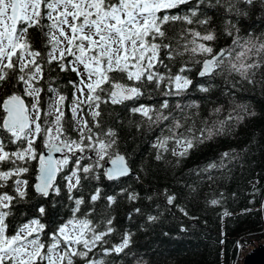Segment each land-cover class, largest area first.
<instances>
[{
	"label": "trees",
	"instance_id": "16d2710c",
	"mask_svg": "<svg viewBox=\"0 0 264 264\" xmlns=\"http://www.w3.org/2000/svg\"><path fill=\"white\" fill-rule=\"evenodd\" d=\"M237 6L244 15L229 14L225 17L222 11L209 8L207 15L211 17V25L178 23L171 26L175 58L169 60L165 51H161L160 56L167 68L157 66L165 75V81L158 88L150 85L138 100L126 102L128 106L144 104L158 109L169 115V121L150 123L141 115L126 111L124 105L102 103L101 127L104 130L113 127L118 131L120 139L117 146L103 160H99L91 149L83 153L65 150L63 160L67 156L69 163L61 165L54 182L60 187L59 195L50 193L44 197L35 192L33 185L38 159L29 161V172L21 177L28 179V195L22 201H13L11 215L6 221L9 233L24 223L39 219L45 226L39 234L40 239L47 247L52 243L51 234L60 226L74 218L88 219L96 233L112 229L89 254L102 264H241L237 257L243 248H252L255 241L264 242V66L250 74L252 83L237 72L220 68L200 77L198 72L202 60L210 54L183 52L185 45L191 47L189 41L192 37L184 32L189 27L202 34L209 30L215 33L213 41H198L212 47L213 53L233 47L235 29H232L233 36L227 35L225 30L229 19L239 29L240 37L264 42V0H255L254 6L242 2ZM190 7L183 5L179 10H163L161 14L183 16L189 14ZM31 31L36 37L40 36L35 29ZM180 52L183 54L177 55ZM228 62L229 58L225 57V65ZM181 67L187 70L180 73ZM176 74L186 76L192 84L178 91L167 79L169 75ZM113 75L124 84L133 83L120 79L119 74ZM78 85L76 73L60 72L58 68L50 76L45 71V79L39 84L44 89L40 94L42 125L45 123L47 101L55 98V94L47 89L50 86L56 88L66 97L63 123L70 140H79V125L71 111L78 97ZM202 88L208 91H202ZM26 98L30 103V97ZM165 101L167 109L161 108ZM81 108L83 111L78 109V113L88 119L91 127L89 106L82 104ZM52 119L47 117L48 121ZM175 121L181 124L175 130L181 143L168 139L164 148L154 147L158 140L174 135ZM43 139L42 132L35 142L37 156L44 148ZM186 140H191L192 147L181 156L179 153L187 147ZM13 147L9 145V148ZM116 151L125 152L134 174L108 179L104 163ZM76 159H79L81 167L93 166V171L79 173L81 186L73 190V199H69L65 177L76 170ZM97 188L101 198L91 202L90 196ZM133 194L136 199H130ZM81 196L85 204L81 205L79 213H74L75 198ZM108 196H114L115 203H110ZM170 196L175 197L171 204L168 203ZM214 200L218 203L213 204ZM40 207L45 209L44 213L39 212ZM87 236L91 239L92 233ZM126 237L129 244L122 252H105V249L121 245ZM78 264L83 262L78 261Z\"/></svg>",
	"mask_w": 264,
	"mask_h": 264
},
{
	"label": "snow or ice",
	"instance_id": "6c2138e0",
	"mask_svg": "<svg viewBox=\"0 0 264 264\" xmlns=\"http://www.w3.org/2000/svg\"><path fill=\"white\" fill-rule=\"evenodd\" d=\"M240 2L254 6L255 0H0V264H78V261L83 264H102V261H96L89 254L112 229L96 233L88 219L74 218L60 226L51 234L52 243L47 247L40 239L39 234L45 226L39 219L24 223L9 233L6 221L11 215L13 201H22L28 195V179L21 177L29 172V161L38 159L40 164V182L34 185L36 193L48 197L50 192L59 195L61 191L54 182L61 165H67L70 158L66 156L63 161H53L51 157H38L36 139L43 132V146L50 152L66 149L70 153H83L91 149L99 160H103L117 146L120 137L115 128L104 130L101 127L102 103L124 105L126 111L139 114L150 123L169 121V115L158 109L144 104L128 106L126 102L138 100L146 94L145 90L150 85L158 88L165 81V75L159 72L157 66L167 68L160 56L161 51H165L167 59L175 58L171 26L178 23L187 26L211 25V17L207 15L209 8L222 11L225 17L229 14L244 15L237 6ZM180 5H191L189 14H161L163 10ZM201 5L204 7L201 8ZM33 29L40 34L39 37L31 31ZM232 29L236 32L233 47L213 53L212 47L198 43L215 40L213 31L202 34L190 27L185 28V35H190L192 39L189 41L191 47L185 45L183 52L212 56L203 62L200 76L209 75L220 68L237 72L252 83L250 74L264 66V42L240 37L236 25L230 19L226 20L227 35H234ZM225 57L229 58L227 65ZM57 68L60 72H74L79 78L77 91L84 98L77 97L71 110L73 119L76 120L78 109L83 111L82 104L89 106L92 126L89 127V121L84 117L76 121L79 125V140H70L66 136L63 123L66 97L51 86L47 91L54 93L55 98L47 101L45 123H41L40 94L44 89L39 84L45 79V71L50 76ZM186 70V67H181L179 72ZM168 72H171L170 68ZM114 73L119 74L120 79L133 83L125 85L117 82ZM167 79L174 83L178 91L192 84L190 79L180 74L169 75ZM201 90L208 91L207 88ZM25 97L31 98L30 103L25 102ZM161 108L167 109L168 103L163 102ZM47 117L53 119L48 121ZM116 119H119V114ZM180 127V122L175 121L174 135L158 140L154 147L164 148L168 139H176L177 143H181L175 134V130ZM184 142L187 147L179 153L181 156L187 148L192 147L191 140ZM9 145L15 147L9 148ZM111 163L113 168L107 172L108 179L127 175L130 171L124 156L117 154ZM74 164L76 170L65 177L69 199H73V190L81 186L79 173L93 171L91 165L81 167L79 159ZM100 198L101 192L97 188L90 196V201L96 202ZM130 199H136V196L133 194ZM174 199V196H170L168 203L171 204ZM107 200L115 203L114 196H108ZM74 203V213H79L85 200L81 196L75 198ZM44 211L43 207L39 208L40 213ZM89 232L92 233L91 239L87 236ZM128 244L129 238L126 237L121 245L105 249V252L120 253Z\"/></svg>",
	"mask_w": 264,
	"mask_h": 264
},
{
	"label": "water",
	"instance_id": "95a60500",
	"mask_svg": "<svg viewBox=\"0 0 264 264\" xmlns=\"http://www.w3.org/2000/svg\"><path fill=\"white\" fill-rule=\"evenodd\" d=\"M220 50H224V48H221ZM220 50H219V51H220ZM219 51H217V52H219ZM217 52H215V53H217ZM211 58H212L211 55H210V56H206V57L203 58L202 63H201V68H200V70H199V72H198V76H200V75H199L200 71L203 70V62H204L205 60H207V59H211ZM213 71H214V70H213ZM213 71H212L210 74H212ZM210 74H209V75H210ZM200 77H202V76H200ZM117 82H119V83H121V84H124L123 82L118 81V80H117ZM125 85H127V84H125ZM25 102L28 103L26 97H25ZM65 150H66V149H65ZM65 150H64V151H65ZM64 151H62V152H54V151H53V152H50V151H48L47 148L44 147V148L39 152L38 157H39L40 155H43L46 159H47L48 157H51V159H52L53 161H56V160H59V156H61V155L64 153ZM117 154H119V155H121V156H124V158H125V161H126V163H127V166H128L129 169H130V171H129V173H128L127 175H129V174H134L135 171L133 170V168H132L131 165L129 164V161H128V158H127L125 152H124V151H116V152H114V153L112 154V156H111L107 161H105V163H104V172H105V175L107 176V172H108V170L111 169V168H113V164L111 163V161H112L113 159L116 158V155H117ZM58 175H59V173L57 174L56 179L58 178ZM39 176H40V164H39V160H38V170H37V173H36V175H35L36 180H35V182H34V185H35L36 183H39V182H40L39 179H38ZM107 177H108V176H107ZM119 177H120V176H119ZM116 178H117V177H116ZM56 179H55V180H56ZM34 185H33V186H34ZM50 193H51V192H50ZM243 264H264V242H260V243H258L257 245H254V247H252L249 251L246 252V254H245V256H244V259H243Z\"/></svg>",
	"mask_w": 264,
	"mask_h": 264
},
{
	"label": "rangeland",
	"instance_id": "374dc122",
	"mask_svg": "<svg viewBox=\"0 0 264 264\" xmlns=\"http://www.w3.org/2000/svg\"><path fill=\"white\" fill-rule=\"evenodd\" d=\"M81 70H82V69H81ZM77 95H78V97H80L81 99L84 98V97H81V94H80L79 92H77ZM84 96H85V97L87 96V91H85ZM30 100H31V98H30ZM73 107H74V106H73ZM80 117H81V114L79 113L78 116H77V118H76V121L79 120ZM49 126H50V125H49ZM63 158H64V155L60 156V157H59V160L62 161ZM70 227H71V226H70ZM261 242H263V241H261ZM258 243H260V242H259V241H255L254 244L252 243L251 247H254V245H257ZM249 249H251V248L247 246V247L243 248L242 250H243V252H244V254H245L247 251H249ZM241 264H243V259L241 260Z\"/></svg>",
	"mask_w": 264,
	"mask_h": 264
},
{
	"label": "built area",
	"instance_id": "2783aa9c",
	"mask_svg": "<svg viewBox=\"0 0 264 264\" xmlns=\"http://www.w3.org/2000/svg\"><path fill=\"white\" fill-rule=\"evenodd\" d=\"M246 254V253H245ZM245 254H244V252H243V250L241 251V253L238 255V257H237V262L239 263V262H241V260L244 258V256H245Z\"/></svg>",
	"mask_w": 264,
	"mask_h": 264
},
{
	"label": "flooded vegetation",
	"instance_id": "af4514ba",
	"mask_svg": "<svg viewBox=\"0 0 264 264\" xmlns=\"http://www.w3.org/2000/svg\"><path fill=\"white\" fill-rule=\"evenodd\" d=\"M182 6L183 5H180L179 7H177V8H174V9H170V10H167V11H175V10H179V9H181L182 8ZM68 59L70 60L71 59V57H68ZM201 68V67H200ZM200 68H199V70H200Z\"/></svg>",
	"mask_w": 264,
	"mask_h": 264
}]
</instances>
